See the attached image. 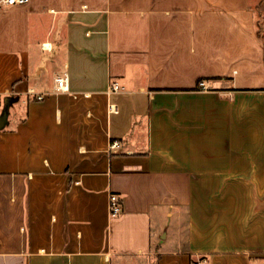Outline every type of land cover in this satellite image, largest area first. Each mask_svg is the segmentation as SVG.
<instances>
[{
    "label": "crops",
    "instance_id": "1",
    "mask_svg": "<svg viewBox=\"0 0 264 264\" xmlns=\"http://www.w3.org/2000/svg\"><path fill=\"white\" fill-rule=\"evenodd\" d=\"M9 96L0 264H264V0L5 7Z\"/></svg>",
    "mask_w": 264,
    "mask_h": 264
},
{
    "label": "built area",
    "instance_id": "2",
    "mask_svg": "<svg viewBox=\"0 0 264 264\" xmlns=\"http://www.w3.org/2000/svg\"><path fill=\"white\" fill-rule=\"evenodd\" d=\"M29 0H0V10L4 9L8 6L13 5H22L26 4ZM55 86L56 90L59 92H68L69 91V76L67 72H64L62 74H58L55 77ZM198 88L202 90H208L209 84L206 80L202 79L198 82ZM124 90V86L120 84L117 81H114L111 84L110 92H119ZM28 93L32 95H36L38 100L43 99V95L37 94L34 89H29ZM89 94H86L85 96H88ZM111 112H117V105H110ZM117 146V143H114L112 147ZM122 211V206L120 202V197L116 193H112L110 195V214L112 217L118 216ZM206 260L201 259L197 264H205Z\"/></svg>",
    "mask_w": 264,
    "mask_h": 264
},
{
    "label": "water",
    "instance_id": "3",
    "mask_svg": "<svg viewBox=\"0 0 264 264\" xmlns=\"http://www.w3.org/2000/svg\"><path fill=\"white\" fill-rule=\"evenodd\" d=\"M15 101V98L12 96L6 97L4 100V107L2 113L0 114V130L4 129L8 124V116L10 113V107Z\"/></svg>",
    "mask_w": 264,
    "mask_h": 264
},
{
    "label": "trees",
    "instance_id": "4",
    "mask_svg": "<svg viewBox=\"0 0 264 264\" xmlns=\"http://www.w3.org/2000/svg\"><path fill=\"white\" fill-rule=\"evenodd\" d=\"M200 80H202V79H200ZM200 80H199V81H200Z\"/></svg>",
    "mask_w": 264,
    "mask_h": 264
}]
</instances>
